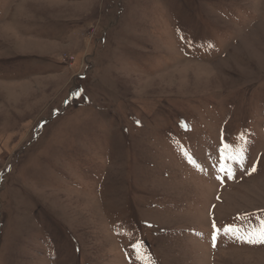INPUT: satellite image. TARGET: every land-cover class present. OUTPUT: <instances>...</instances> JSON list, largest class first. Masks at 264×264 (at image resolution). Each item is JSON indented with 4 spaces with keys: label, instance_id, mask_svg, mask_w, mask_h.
Here are the masks:
<instances>
[{
    "label": "rangeland",
    "instance_id": "374dc122",
    "mask_svg": "<svg viewBox=\"0 0 264 264\" xmlns=\"http://www.w3.org/2000/svg\"><path fill=\"white\" fill-rule=\"evenodd\" d=\"M261 219L264 0H0V264H264L212 242Z\"/></svg>",
    "mask_w": 264,
    "mask_h": 264
},
{
    "label": "snow or ice",
    "instance_id": "6c2138e0",
    "mask_svg": "<svg viewBox=\"0 0 264 264\" xmlns=\"http://www.w3.org/2000/svg\"><path fill=\"white\" fill-rule=\"evenodd\" d=\"M241 140H244V147H239L235 151L232 150V146L230 144L224 143L221 141L222 147L220 148V159L221 161L230 160L235 163L236 166L240 167L241 170L244 169V165L247 162V140L244 139L243 136L240 137ZM188 156L187 153H185ZM190 158V157H189ZM255 165L252 166L250 172H255ZM227 177L228 179H233L235 176V168L229 166L225 168L223 164L219 166V173L217 179H220L223 182V177ZM221 232L225 235H232L236 239H241L247 243H262L264 244V219L259 220V227H254L251 231L245 232L244 236L239 235L238 229H233L231 227H224L223 229H219L213 224V232H212V242L213 247H215V243L218 237L221 235Z\"/></svg>",
    "mask_w": 264,
    "mask_h": 264
},
{
    "label": "bare ground",
    "instance_id": "6f19581e",
    "mask_svg": "<svg viewBox=\"0 0 264 264\" xmlns=\"http://www.w3.org/2000/svg\"><path fill=\"white\" fill-rule=\"evenodd\" d=\"M230 254V253H229ZM234 253H232V255H233ZM228 255V254H227Z\"/></svg>",
    "mask_w": 264,
    "mask_h": 264
}]
</instances>
